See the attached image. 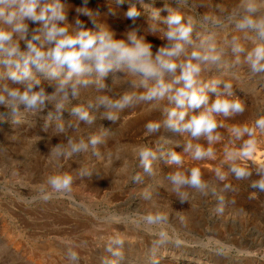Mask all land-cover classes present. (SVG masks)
Wrapping results in <instances>:
<instances>
[{"label":"rangeland","instance_id":"rangeland-1","mask_svg":"<svg viewBox=\"0 0 264 264\" xmlns=\"http://www.w3.org/2000/svg\"><path fill=\"white\" fill-rule=\"evenodd\" d=\"M66 3L68 21L74 23L76 8L82 7L84 0ZM237 3L238 0H124L118 5L116 0H88L87 6L99 10L100 19L117 38L136 29L153 44V52L165 41L148 32L152 9H159L160 15L166 17L167 5L174 12L193 17L198 22L194 37L212 33L224 62L219 67L205 66L201 78L230 81L245 111L227 119L218 116L224 125L217 129L221 139L208 145L204 138L192 140L188 134L181 136L163 127L155 134L146 132L148 121L162 119L161 108L167 105L166 100L136 102L118 112L117 121L102 118L105 109L101 106L94 125L80 122L78 130H68V135L85 140L91 134H102L104 129L100 127L109 130L105 142L98 146L101 155H93L89 145L87 152L55 161L49 155L50 149L64 143L65 137L56 135L53 128L58 119L76 123L71 106L57 112L48 104L36 113L24 112L22 106L17 117L0 106V264H102L105 257L115 261L118 258L105 251L114 237L124 241L123 260L118 264H264V192L250 187L251 181L259 178L257 169L264 167V133L256 131L253 155L236 161L252 173L250 179H237L225 159L226 151H236L240 145L234 142L230 129L252 127L258 117L264 116V80L250 76L246 65L235 64L230 47L233 38L244 43L245 34L226 20ZM132 4L141 12L134 22L124 15ZM205 16L222 21L223 26L205 23ZM79 18L87 27L93 26L88 17ZM35 26L29 22L30 29ZM41 79L47 91L52 92L49 82ZM130 79L133 78L123 72H110L105 77L104 91L110 95L125 90L136 92ZM98 95L101 93L93 85L82 92L79 103L86 105ZM76 103L73 101V105ZM49 121L51 125L45 129ZM189 141L212 147L215 158L193 160L190 153L182 152L183 144ZM141 146L156 151L151 175L140 165L137 153ZM170 150L183 156L180 169L165 163ZM193 167L201 170L208 183V195L183 187L180 191L187 192L188 199L181 203L168 176L177 170L187 174ZM217 170L227 179L219 180ZM58 173L73 177L71 192L55 194L47 202L34 199L42 189L51 191L47 177ZM136 174L141 176V183L131 181ZM218 207H223L222 213L217 212ZM157 212L167 221L153 226L143 223L144 215ZM161 230L168 235L167 243H157ZM69 248L79 253L78 262L68 258Z\"/></svg>","mask_w":264,"mask_h":264},{"label":"clouds","instance_id":"clouds-1","mask_svg":"<svg viewBox=\"0 0 264 264\" xmlns=\"http://www.w3.org/2000/svg\"><path fill=\"white\" fill-rule=\"evenodd\" d=\"M140 2L143 3V0ZM116 3L123 4L124 0H116ZM66 5V0H0V106L16 117L22 106L24 112L30 113L41 111L48 104L53 105L57 112L71 106L76 123L72 120L66 124L58 119L53 128L56 135L65 137L64 143L50 149L49 155L55 161L87 152L89 145L93 155H101L98 146L105 142L109 130L100 127L104 129L103 133L91 134L87 140L68 135L69 129L78 130L80 122L94 125L96 111L101 106L105 109L102 118L117 121V113L136 102L159 103L166 100L167 105L161 108L162 119L148 121L146 132L155 134L163 127L181 136L188 134L192 140L204 138L208 145L221 139L217 129L224 125L217 120L218 116L227 119L245 111V105L236 97L230 81L201 78L205 66L219 67L224 62L212 33L194 37L198 22L193 17L174 12L167 5L166 17L160 15L159 9H152L148 32L165 41L153 52V44L136 29L117 38L110 26L100 19L99 10L94 11L87 6L88 0H84L82 7L76 8L74 23L68 21L69 9ZM80 15L88 17L93 26L87 27ZM124 15L134 22L141 12L132 4ZM203 20L215 27L223 26L218 19L205 16ZM226 20L236 31L245 34L244 43L240 42V38H233L230 42L234 63L246 65L250 76L264 80V0H238ZM29 22L36 26L30 29ZM21 42L25 47L21 48ZM117 71L133 78L130 79L131 88L136 92L125 90L110 95L104 91L107 87L105 77ZM41 77L49 82L52 92L47 91ZM93 85L101 95L86 105L79 103L82 92ZM73 101L78 103L73 105ZM50 125L49 121L45 129ZM257 130L264 133V116L258 117L252 127L244 125L230 129L234 142L239 141L240 145L236 151H226L225 159L230 162V173L237 179H250L252 176L236 161L253 155ZM245 136L248 138L245 139ZM177 147L180 145L177 144ZM182 152L190 153L196 161L215 158L212 147L190 141L183 144ZM137 155L144 171L153 174L152 162L156 159V151L152 147L141 146ZM183 162L180 152L170 150L167 153L165 163L168 166L175 165L180 169ZM216 175L221 181L227 179V175L220 170ZM256 175L259 178L252 180L250 187L264 192V167L258 168ZM168 179L181 203L188 199V193L180 191L183 187L208 195L209 185L197 167L188 170L187 174L179 170L171 172ZM131 181L141 183L142 178L136 174ZM46 183L51 191L42 189L34 199L47 202L55 194L71 192L73 177L67 173L52 174L47 177ZM223 210V207L217 208L219 213ZM166 221L167 217L158 212L143 216V223L147 226ZM158 236L157 243L168 242L165 231H159ZM123 245V240L111 238L105 251L118 260L105 257L102 264H118L123 260ZM67 256L74 262L80 260L79 253L72 248L68 249Z\"/></svg>","mask_w":264,"mask_h":264}]
</instances>
